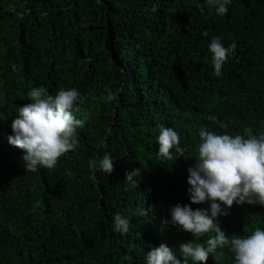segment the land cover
<instances>
[{
  "label": "trees",
  "instance_id": "obj_1",
  "mask_svg": "<svg viewBox=\"0 0 264 264\" xmlns=\"http://www.w3.org/2000/svg\"><path fill=\"white\" fill-rule=\"evenodd\" d=\"M228 7L221 17L207 0H0V264H146L151 247L206 246L214 232L170 221L172 206L190 204L199 128L264 132V0ZM215 37L235 45L219 77ZM40 86L84 95L74 115L85 127L54 168L29 172L8 137ZM161 126L179 133L183 156L157 154ZM106 153L109 175L90 168ZM117 214L131 220L126 234L114 231ZM218 222L229 239L250 235L264 228V206L234 203ZM233 259L224 246L206 264Z\"/></svg>",
  "mask_w": 264,
  "mask_h": 264
},
{
  "label": "clouds",
  "instance_id": "obj_2",
  "mask_svg": "<svg viewBox=\"0 0 264 264\" xmlns=\"http://www.w3.org/2000/svg\"><path fill=\"white\" fill-rule=\"evenodd\" d=\"M231 2L207 0V5L222 17L228 13ZM208 52L214 75L219 77L222 67L234 54L235 45L225 47L221 39L215 37L208 45ZM27 95L30 102L19 107L18 115L12 119L8 143L22 151L26 171L52 169L62 156L74 150L78 130L85 127V121L77 119L74 113L80 111L86 97L76 88L61 89L50 95L43 86L31 89ZM107 99L115 101L117 95L109 94ZM209 119L216 122L217 118L211 116ZM198 135L197 158L187 169L190 204L172 206L170 221L179 230L193 236L209 232L215 235L206 241V246L192 241L180 243L178 252L177 248H169L166 244L151 247L146 253V264H189V261L191 264H206L210 255L224 246L230 247L233 264H264V228H256L244 237L233 235L229 239L218 222V217L227 216L234 203L264 206V132L254 135L248 130L244 135H230L201 126ZM157 143V154L161 158L171 160L170 149L177 156H183L186 151L179 133L172 127H160ZM113 162L112 156L106 153L102 158L93 159L90 168L109 175L113 171ZM134 176H138V171L126 173L129 181ZM204 203L208 205L206 209L191 207ZM130 226L129 217L120 214L114 217V231L126 234Z\"/></svg>",
  "mask_w": 264,
  "mask_h": 264
}]
</instances>
